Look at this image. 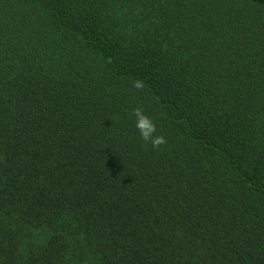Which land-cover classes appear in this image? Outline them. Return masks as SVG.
Returning <instances> with one entry per match:
<instances>
[{
  "label": "trees",
  "instance_id": "1",
  "mask_svg": "<svg viewBox=\"0 0 264 264\" xmlns=\"http://www.w3.org/2000/svg\"><path fill=\"white\" fill-rule=\"evenodd\" d=\"M0 264H264V0H0Z\"/></svg>",
  "mask_w": 264,
  "mask_h": 264
},
{
  "label": "clouds",
  "instance_id": "2",
  "mask_svg": "<svg viewBox=\"0 0 264 264\" xmlns=\"http://www.w3.org/2000/svg\"><path fill=\"white\" fill-rule=\"evenodd\" d=\"M137 90H143L145 84L142 80H135L132 85ZM135 127L140 133V138L147 144L150 143L153 149L166 145L167 140L163 135H156L157 127L152 118L145 114L141 107L133 111Z\"/></svg>",
  "mask_w": 264,
  "mask_h": 264
}]
</instances>
